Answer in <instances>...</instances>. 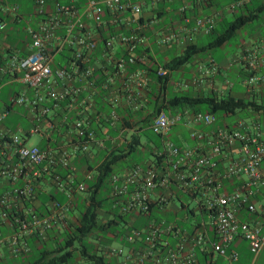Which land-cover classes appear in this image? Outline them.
Returning <instances> with one entry per match:
<instances>
[{
  "label": "built area",
  "instance_id": "2783aa9c",
  "mask_svg": "<svg viewBox=\"0 0 264 264\" xmlns=\"http://www.w3.org/2000/svg\"><path fill=\"white\" fill-rule=\"evenodd\" d=\"M157 1L149 0L151 8ZM163 1L179 2L175 14L183 24L161 34L160 45L175 42L183 34H208L220 14L186 15L190 7L210 0ZM248 1L234 0L225 10L231 13ZM29 3L23 18L15 2L0 0V35L5 36L8 23L23 21L21 31L29 40L25 55L6 51L0 60V80L9 76L22 88L3 104L0 123L14 107L24 108L31 121L26 132L0 131V252L5 249L11 258L29 252L28 240H45L52 226L63 225L70 208L68 199L84 190L83 185H71L57 173L70 169L65 150L26 146L25 139L38 134L51 109L64 103L73 114L70 128L76 139L74 150L85 151L88 144L101 147L85 118L88 113L98 116L93 96L102 90L109 92L120 80L131 103L148 82L147 58L138 51L142 32L148 27L143 1ZM244 57H251L249 66L254 71L253 57L249 53ZM216 72V66L209 63L200 75L213 76ZM251 74L243 81L248 91L263 83L264 61L262 74ZM156 75L165 76L166 70L158 67ZM232 116L184 108L160 110L154 115L149 129L158 136L159 146L154 149L152 163L134 165L120 176H110L108 196L120 215L145 217L150 210L175 214L173 201L179 203L178 209L184 211L186 207L181 199L192 202L194 208H187L184 229L175 221L165 220L150 221L143 229L128 228L122 239L139 247L108 249L110 258L122 257L116 264H209L212 255L223 264H237L238 253L231 248L235 242L245 244L248 264L253 263L264 244V139L257 126L251 128L240 119L230 121ZM117 121L116 112L110 108L106 122L113 125ZM176 126L189 130L191 147L167 139V132ZM46 183L66 201L50 200L44 212L37 213L31 205ZM195 214L199 218L188 222ZM196 253L203 255V263L198 262Z\"/></svg>",
  "mask_w": 264,
  "mask_h": 264
},
{
  "label": "crops",
  "instance_id": "0c3cea01",
  "mask_svg": "<svg viewBox=\"0 0 264 264\" xmlns=\"http://www.w3.org/2000/svg\"><path fill=\"white\" fill-rule=\"evenodd\" d=\"M7 1L17 3L19 7V13L22 17L30 7V0H25L24 2H21L19 0ZM140 1H143L145 4L142 11L144 17L146 18L148 27L142 32V44L138 51L143 52L147 58L146 68L148 72V82L145 89L139 91L136 95L135 100L131 103L126 99V93L122 89L123 84L120 80L115 81L114 86L109 92L102 90L97 95L93 96L94 111L98 114V118L95 117L92 113H88L85 118L90 123L89 129L94 133L95 138L101 142L102 146L96 147L93 144H88L85 151L74 150L73 147L76 143V139L70 128V124L73 120V114L71 110L64 107V103H61L59 105V108L51 109L50 113L47 116V122L40 125V132L36 134L43 142V147L41 146L42 148L49 147L54 149H62L67 152V154L69 155L70 169L67 171L62 170V172H64L65 175L64 180L68 182L70 181L75 185H83V181L85 182L91 180L95 175L96 168L103 162L109 160L111 156H118L121 154V151L125 153L128 150V145H132V139H135L137 141L135 145L136 148H134L133 151L141 150L147 152L148 154L147 156H144L140 159L142 161V165H138L136 161H132L127 166L117 168L116 165L120 161H123L125 158H127V156H129L130 154L126 153V155H124L121 159L115 162L114 165H112V171L109 177L112 175L120 176L134 165L147 166L151 164L153 161L154 149L159 146V138L154 135V139H147L145 142H141V140L139 139V135L144 134L145 131H150L149 124L157 111H172L167 109V102L171 95H174L176 92H178L180 87H182L183 89H189V95L193 97L198 95H205L203 93V90H207L206 94L214 93L218 97L230 95L233 97H240L244 99H251L253 96L255 99L264 98V81L263 83L254 85L253 88L249 91L243 84V81L249 76L250 72L253 76H260L262 74V62L264 61V51L262 50V46L264 45V35H255L253 39H256L257 43L255 42L251 47L243 48L241 50V56L238 62L244 68V74L243 72L241 73L243 74V77L242 79H240V87H242L241 89H243L242 95L232 92L233 86L229 83V81L224 79L221 73V65L215 63V61L210 57L198 61L196 70L189 72V80L184 79V72L182 68L176 69L174 71H166V79H164V76H162L160 81L157 80V77L159 76L156 75V71L158 67H161V64L163 62L167 61L172 56L179 55L187 44H200L198 41L203 36H206V34H183L181 39L179 38L175 42H171L166 45H160L159 37L161 34L166 33L167 31H174L179 24H183V22L175 14V8L178 6L179 2L169 3L164 2L163 0H158L156 5L152 6L155 8H151V6L149 5V0ZM233 1L234 0H232V2ZM210 2H219L217 6L222 7L217 8V6H208V4L198 7L193 6L189 8V15L187 16L192 18L198 15L211 14L212 12L218 11L220 12V14L217 19L224 20L223 10L226 6L221 3V0H211ZM247 9L248 4L246 6V9H243V12ZM189 24H191V22H189ZM216 24L217 23L215 22L214 26ZM23 27V21L8 23L5 36L0 35V60L1 57L4 56V53L6 51H15L20 55H25L27 53V44L29 43V40L21 31ZM100 46L101 44L100 42H98V47ZM248 53L254 59L252 63L254 66V71H251L252 69H250L249 66V58L251 57H244V55ZM114 55H118L116 51ZM209 63H213L216 66L217 72L213 76H201V71ZM172 72L177 74L175 80H172ZM218 79L221 80V85L219 86L215 84V81ZM21 89V85L15 80H10L9 76L1 77L0 110L3 108V104H8L9 99L16 93H19ZM113 99L115 100L114 102ZM110 108H113L118 116V121L113 125H109L106 122V116ZM9 115H11V117L5 121V119ZM6 118L0 123V131L22 130L23 132H26L31 126L29 114L22 107H14L9 111ZM63 118L66 120V123L61 122ZM20 119L24 122L23 125H18L17 120ZM15 120L16 123L14 122ZM23 126L24 128H22ZM166 136L167 139L181 147H191L193 145V141L189 138L188 129L181 128L179 126L172 127L167 132ZM133 151L131 153H133ZM87 176L90 178L86 179ZM108 178L106 179L105 184L107 188ZM41 187L43 191L41 193H43L45 197L59 194L54 192L53 188L47 183L42 184ZM108 192L107 197L109 198ZM80 193L81 192H74L68 199L70 205L69 209L75 206L77 198L82 199L84 197L80 195ZM61 196L64 197L63 195ZM65 201L66 199L64 197L63 202ZM109 201L111 204L110 207L115 209V207H113V201L110 198ZM48 202L49 201L45 202L44 209ZM35 204L36 206H38V202H36ZM171 206V209H175L172 204ZM100 213L103 214L105 219H107V214L102 211H98V218L100 216ZM127 216L128 220H126L122 224L125 229L130 228L132 222L137 219V217L135 216ZM110 217L111 216L108 214V218ZM72 219V215L67 214V222H72ZM107 236L112 240H117L116 238H112L110 234H108ZM120 240L125 244V246H123L124 250H134L139 247L138 244L129 245L125 243L122 237H120ZM169 244L173 246V240L169 239ZM35 245H37V243H35ZM110 248L108 246L107 249ZM231 248L236 250V252L238 253L237 264L249 263L250 255L244 243L235 242ZM29 254L30 249L27 255L24 254L21 257L24 258L25 255L27 257ZM105 255L106 258L114 261V263H120L122 261V257L110 258L107 254V251ZM7 259L18 260L19 257L11 258L9 257L6 250L2 249V251L0 252V264L5 263ZM82 262L85 261L81 260V258L79 257L74 260L75 264H82ZM208 262L209 264H223L222 260L215 255H212ZM21 264H26V262H22ZM252 264H264V244L262 245Z\"/></svg>",
  "mask_w": 264,
  "mask_h": 264
},
{
  "label": "trees",
  "instance_id": "16d2710c",
  "mask_svg": "<svg viewBox=\"0 0 264 264\" xmlns=\"http://www.w3.org/2000/svg\"><path fill=\"white\" fill-rule=\"evenodd\" d=\"M210 1L207 3L208 6L214 5L216 7L219 3H211ZM250 2L251 0L243 6L236 8L239 14H233V20L230 23H224L222 19H216V25L221 27L220 33L215 34L214 28H212V30L206 34V36L211 37L209 41L204 44H187L179 55L170 57L161 64V67L166 71H174L190 62L194 55L224 45L237 30L245 24L256 20L258 14L264 10V3H261L243 12V9H246L247 4ZM218 7L222 6H217V8ZM186 15H189L188 11ZM163 78L166 79V76ZM160 79V76L157 77V80L160 81ZM183 108L190 112L214 113L219 116H223L227 113L234 115L236 112L251 109L253 112L264 117V98L255 99L253 96L251 99H244L230 95L218 97L214 93L193 97L186 92L178 95L174 94L169 98L167 109L173 110ZM136 142L135 139H132V145H128V150L125 153L121 151L120 155L111 156L109 160L103 162L96 168L95 175L91 180L83 181L84 190L82 192L84 197L82 199L77 198L75 206L67 212L68 215H72V222L69 223L65 219V224L59 227L58 225L52 226L45 240L38 242H36V240H28L30 254L27 257V254L24 258L21 257L23 255H20L18 260L7 259L3 264H21L22 262H26V264H68L69 262H74L77 257L88 264H116L114 261L106 258L105 255L108 250L107 245L112 241L107 235L110 234L112 238H116L122 246H125L120 240V237L128 230L122 226L125 222L124 217L128 218V216L127 214L120 215L116 208L113 209L109 207V209L106 210L102 209L103 201L109 200V198L99 197L98 192L106 184V179L112 171V165L126 155V153H131L134 148H136ZM57 173L60 179H65L62 170ZM71 185L75 184L71 183ZM50 200L62 203L64 197H62L61 194L45 197L43 193L40 192L37 194L35 201V203L38 202V206H36L35 203L31 206L37 213H43L45 210V202ZM98 211L107 214V219L103 222L98 221ZM152 212L157 211L150 210L147 216H138L137 219L132 222L131 229H143L145 225L150 222V218L155 222L163 220L160 215H153ZM108 214L111 216L110 218H108ZM165 222L169 221L165 220ZM181 228L184 229L183 227ZM99 238H101L103 242H96ZM35 243H37V245H35ZM196 257L199 263L204 262L203 255L196 253Z\"/></svg>",
  "mask_w": 264,
  "mask_h": 264
},
{
  "label": "rangeland",
  "instance_id": "374dc122",
  "mask_svg": "<svg viewBox=\"0 0 264 264\" xmlns=\"http://www.w3.org/2000/svg\"><path fill=\"white\" fill-rule=\"evenodd\" d=\"M21 2H24L25 0H19ZM264 0H251V2L248 4V10L258 6L259 4L263 3ZM221 3L227 7V5L232 3V0H221ZM224 6V7H225ZM225 7V8H226ZM223 10V17L224 23H230L233 20V14L238 15L239 12L237 9L234 10V12L230 13L227 10ZM241 13V11H240ZM214 32L215 34H218L221 32V27L219 25L214 26ZM257 36H263L264 35V10L258 14V17L256 20H253L244 26H242L239 30H237L232 37L222 46L209 49L205 53L202 54H196L192 57L190 62L182 66L181 68L183 69L184 72V79L189 80V72L194 71L197 68V63L199 60H203L205 58H212L215 63H218V65H221V73L227 81L233 86L232 92L239 93L242 95L243 89L240 87V79L243 77V70L244 68L239 64L238 60L241 56V50L243 48H248L251 47L253 43H255L257 40L253 39ZM256 36V37H257ZM210 36H203L198 42L200 44H204L207 41L210 40ZM257 43V42H256ZM243 72V74H241ZM177 74L172 72L171 77L172 80L176 79ZM216 85H221V80L218 79L215 81ZM171 90V88H170ZM183 92H186L187 94L190 93L189 89H183L182 87L179 88L178 92L175 94H181ZM203 93L206 94L207 90H203ZM171 95V93H170ZM172 96V95H171ZM170 96V97H171ZM11 115H9L5 121L10 118ZM236 119L242 120L244 123L247 125L251 126V128H255L257 126L258 131L261 135V137L264 139V117L253 112L251 109H247L244 111L236 112L232 117L229 118L230 121H234ZM18 125H23V121L17 120ZM16 123V120L14 121ZM255 125V126H253ZM24 128V126L22 127ZM167 137V136H166ZM139 139L141 142H145L147 139H154V135L150 131H145L144 134L139 135ZM25 145L26 146H37L41 147L43 146V142L40 140L38 135L33 134L30 137L25 139ZM147 152L138 150V151H133V153H130L127 158H125L123 161H120L116 166L118 167H123L129 165L130 162L136 161L138 165H142V161L140 160L144 156H147ZM107 192L108 188L106 185H104L100 191L98 192L99 197H107ZM80 195L84 196L83 192L80 193ZM181 202L186 206L184 208V211L179 208V203L175 200L173 201V206L176 209L175 214H169L166 212L158 213V212H152L153 215H160L161 219L167 220V221H175L176 224H178L180 227L186 228L187 227V222L183 220V218L186 216V211L188 209H193L194 205L192 202H189L186 199H181ZM110 207V201L104 200L102 204V209L106 210L109 209ZM156 213V214H155ZM199 218L197 214L193 218L188 217V222H194ZM105 217L103 214L100 213V216L98 218V221L103 222ZM124 220H128V218L124 217ZM153 219L150 218L149 221H152ZM120 228V227H119ZM118 228V229H119ZM96 242H103L101 238H99L98 241ZM123 248V246L118 242V240H112L108 245L107 248ZM68 264H75L74 262H69ZM82 264H87L86 262H82Z\"/></svg>",
  "mask_w": 264,
  "mask_h": 264
}]
</instances>
